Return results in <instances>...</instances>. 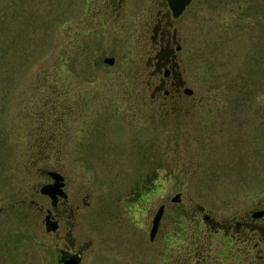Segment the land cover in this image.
Masks as SVG:
<instances>
[{
    "label": "rangeland",
    "instance_id": "obj_1",
    "mask_svg": "<svg viewBox=\"0 0 264 264\" xmlns=\"http://www.w3.org/2000/svg\"><path fill=\"white\" fill-rule=\"evenodd\" d=\"M135 4L0 0V238L10 232L8 264H22L30 243L34 255L52 245L31 204L46 203L43 171L61 166L76 185L87 230V218L103 207L122 211L139 183L123 171L135 158L143 173L160 169L142 236L135 241L130 219L116 214L126 240L112 251L101 247L100 264H131L130 245L141 254L138 264H264L258 237L219 245L204 219L206 212L229 224L264 208V0H193L169 23L160 22L161 4ZM164 29L177 34V71L193 96L177 106L161 97L157 108L141 95L157 92ZM57 103L62 121L50 117ZM177 194L180 203L172 202ZM86 197H93L89 209ZM163 204L160 240L152 244L150 224Z\"/></svg>",
    "mask_w": 264,
    "mask_h": 264
},
{
    "label": "flooded vegetation",
    "instance_id": "obj_2",
    "mask_svg": "<svg viewBox=\"0 0 264 264\" xmlns=\"http://www.w3.org/2000/svg\"><path fill=\"white\" fill-rule=\"evenodd\" d=\"M102 1L103 4L109 7H123L128 4L129 0ZM130 1L131 3L133 2V0ZM135 3V5L138 6H142L144 3L149 5L161 4L163 8L160 12H158V16L160 18V22L162 23H169L172 18L176 19L172 15L168 0H135ZM188 7L184 13H186ZM161 40L165 49L164 55L159 57V61L156 63V75H160V83L156 88L157 92L141 95L143 100L152 102V107L157 108L159 107L161 97L164 101L171 102V104L164 102V105L177 106L181 100L185 99V97L193 96V94L188 95L185 93V89L187 88L186 84L182 80V76L179 71H177L178 61L176 53L173 51V45L177 43L176 32L174 31L171 33L164 29ZM178 47L181 48V46ZM178 47L177 52L181 50H179ZM146 98L149 99L146 100ZM189 118L192 117L190 115L188 116L186 121L187 123H190L191 121ZM181 129V126L176 127V131L178 132ZM151 133L153 134L152 131ZM174 138L176 139L175 136L171 137V139ZM193 139H197V137L191 138L190 140ZM198 143L201 146V150L205 148L204 142L199 141ZM152 158L153 159H151L150 165L155 164L154 157ZM60 161L63 162L62 159H60ZM142 161V158H135L128 163H125L127 168H124L123 171H128L127 178H130L133 181H139V183L133 187L131 186L132 189L130 194L126 195V204L121 207L122 211L119 213H113L110 210V207H103L102 210L99 211L98 215H92L87 218V221L89 222L88 226H90L88 228L89 230H85L86 228L81 229L80 227L79 223L82 214V206L79 202L80 194L76 185L70 181L62 167L57 166L43 171L46 175L43 185L53 184L55 182L49 174V171H55L65 178L64 181H62L64 186L61 188V194L57 195L56 200H53L48 195L42 194V196L46 199V203L39 205L35 200L31 201V204L36 206L40 213L44 216L42 229L44 230L46 238H51L52 245L50 247L43 245L39 250L40 255H34L31 251L32 245L30 243L25 248L26 250L22 258V264H100L101 260H99V254L101 252V247H108V250L112 251V248L120 245L123 246V243L126 240V234L122 231L124 225L123 220H126L127 218L131 221L130 225H133L135 228V233L133 234L135 236V241L141 239L143 224L140 219L145 213L144 206L145 203L148 202L149 198L153 196L154 187L156 188L158 186V182L160 180L159 167L153 166L152 168L150 166V171L143 173L144 170L142 168ZM166 177H170V174H167ZM147 182L151 183L148 184ZM87 198L88 197L83 198L82 202L86 209H89L93 205V197H89L91 198V201ZM20 202L23 205L27 203L26 200H22ZM161 206H165L164 215L158 233L155 239L152 240L150 233L153 228L155 216ZM161 206L156 211L150 224L149 238L152 244H155L160 240V233L167 204H163ZM8 209H10L9 206ZM201 211L204 212L203 208H201ZM101 214L105 217V219L101 218ZM116 214L123 217V220L118 219ZM9 218L10 217L5 220L4 225L7 226V224H9ZM204 219L210 234L217 238L219 245H222L224 242L232 244L233 242H238L240 240L243 242L251 240L252 242L256 237H258V241L255 244L256 247H258L261 242H264L263 207L245 211L242 216L237 217L235 221L229 224L214 220V218L206 214V212ZM92 225H94L95 228L103 227L104 230H102V233L97 235L93 231L94 228L91 227ZM54 227H56L55 230ZM1 234L2 233H0V235ZM101 241L102 244H99ZM10 247L13 248V242L10 238V232L7 231L5 237L0 238V264H8L10 261L9 254H7V258L4 254L6 250L11 253ZM128 251L134 254L127 260V262H130L131 264H138V256L141 255L140 252H138V248L135 246V249H133L130 245L125 248V252ZM199 255H202L203 257V252H200ZM199 255L198 257H200ZM201 259L199 260V263L202 262ZM120 262L121 261H116L115 264H119Z\"/></svg>",
    "mask_w": 264,
    "mask_h": 264
},
{
    "label": "water",
    "instance_id": "obj_3",
    "mask_svg": "<svg viewBox=\"0 0 264 264\" xmlns=\"http://www.w3.org/2000/svg\"><path fill=\"white\" fill-rule=\"evenodd\" d=\"M169 1V6L170 9L172 11V15L174 18H179L186 10V8L191 4L192 0H168ZM178 49L180 50L181 48L178 47ZM104 62L106 64H109L111 66H113L116 62V59L114 57H107L105 58ZM185 93L188 95L193 94V90L190 88H186L185 89ZM49 174L52 176V178L54 179V183L53 184H45L41 187L40 192L43 195H48L50 196L53 200L57 198V195L61 194V188L64 186V183H62V181H64V177L55 172V171H49ZM172 202L174 203H180L181 202V194H177L175 197L172 198ZM164 211H165V206H161L160 209L158 210L155 219H154V224H153V228L151 230L150 233V237L152 240L155 239L158 230L160 228L161 225V221L164 215ZM56 229V227H54V230Z\"/></svg>",
    "mask_w": 264,
    "mask_h": 264
},
{
    "label": "trees",
    "instance_id": "obj_4",
    "mask_svg": "<svg viewBox=\"0 0 264 264\" xmlns=\"http://www.w3.org/2000/svg\"><path fill=\"white\" fill-rule=\"evenodd\" d=\"M53 107H54V109L52 110L53 112L50 114V117L52 118V117H54V118H57V116H59V118L61 117V115H59V114H61L60 112H61V107L59 106V104L57 103V104H54L53 105ZM65 111L63 110V112H62V114L64 113ZM55 121H57V120H55ZM60 121H62V118H60ZM58 122V121H57ZM42 150H46V148H44V144H39V145H37V151L39 152V153H42L41 151ZM39 161V160H38Z\"/></svg>",
    "mask_w": 264,
    "mask_h": 264
}]
</instances>
